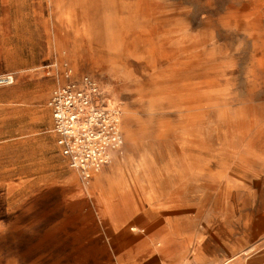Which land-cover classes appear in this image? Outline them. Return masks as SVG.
<instances>
[{
	"label": "rangeland",
	"instance_id": "374dc122",
	"mask_svg": "<svg viewBox=\"0 0 264 264\" xmlns=\"http://www.w3.org/2000/svg\"><path fill=\"white\" fill-rule=\"evenodd\" d=\"M4 12L0 63L19 66L0 68L16 73L0 88V264H155L140 236L167 216H240L263 193L264 0H9ZM55 54L121 109L123 144L87 188L46 133Z\"/></svg>",
	"mask_w": 264,
	"mask_h": 264
},
{
	"label": "built area",
	"instance_id": "2783aa9c",
	"mask_svg": "<svg viewBox=\"0 0 264 264\" xmlns=\"http://www.w3.org/2000/svg\"><path fill=\"white\" fill-rule=\"evenodd\" d=\"M43 70L52 81L46 101L50 132L66 166L87 188L123 144L120 106L106 97L97 79L78 73L62 55L55 54ZM15 80L14 72L0 73V88Z\"/></svg>",
	"mask_w": 264,
	"mask_h": 264
},
{
	"label": "crops",
	"instance_id": "0c3cea01",
	"mask_svg": "<svg viewBox=\"0 0 264 264\" xmlns=\"http://www.w3.org/2000/svg\"><path fill=\"white\" fill-rule=\"evenodd\" d=\"M5 3L8 4L9 0H0V43L3 50L4 28L2 21L5 19ZM11 18L18 19L17 16L14 18V15ZM6 51H9V49ZM4 66L10 69L19 65L2 59L0 68ZM49 92L45 99V108L49 113V128L46 133L52 137L55 145L54 136L50 132L51 115L46 106ZM30 94H27V100L35 98L34 93L33 95ZM25 129L30 133H36L35 121L29 123ZM17 130L20 132L11 137L13 141L14 139L21 140V130L23 129L18 127ZM3 137H0L1 141L4 140ZM58 155L62 159L59 152ZM62 161L64 162L63 159ZM34 192L35 189L31 190L30 187L17 191L19 195L26 194L28 196ZM88 195L90 197L91 193H88ZM97 195L101 196L100 193ZM239 214L241 215L216 213L209 206L203 221L197 224L194 219L188 218L186 221L185 215L178 212L174 213L161 222L156 232L146 230L145 234L140 236L145 244L143 252L152 257L156 262L155 264H264V190L263 193L258 194V198L252 204L249 202L248 207ZM154 241H158L157 246L153 245ZM133 251L131 244L127 243V254L130 258L132 253H135Z\"/></svg>",
	"mask_w": 264,
	"mask_h": 264
}]
</instances>
